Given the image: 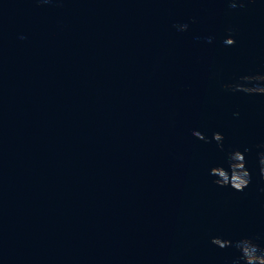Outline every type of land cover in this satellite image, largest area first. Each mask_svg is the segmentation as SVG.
Returning a JSON list of instances; mask_svg holds the SVG:
<instances>
[{"label":"water","instance_id":"1","mask_svg":"<svg viewBox=\"0 0 264 264\" xmlns=\"http://www.w3.org/2000/svg\"><path fill=\"white\" fill-rule=\"evenodd\" d=\"M242 2L0 0V264H232L212 237L264 246V95L224 88L264 74V0ZM233 148L250 150L243 192L209 175Z\"/></svg>","mask_w":264,"mask_h":264},{"label":"clouds","instance_id":"2","mask_svg":"<svg viewBox=\"0 0 264 264\" xmlns=\"http://www.w3.org/2000/svg\"><path fill=\"white\" fill-rule=\"evenodd\" d=\"M48 2V0H44ZM229 6L236 8L237 0H229ZM240 7L244 4L242 0L239 3ZM195 23V20H193ZM188 24L176 25L178 31L184 32L188 30ZM195 39L199 40L200 37ZM214 35H205L203 40L211 44L215 41ZM236 43V38L229 32L224 38L225 46H233ZM204 51L203 48L200 49ZM242 82L225 84L224 88L233 92H243L250 95H264V74L246 75L240 78ZM239 116V112L234 113ZM191 135L201 141L210 142L205 134L197 129L191 130ZM224 134L220 131L212 133L211 141H214L217 146L223 150ZM248 148L240 149L233 148L226 152L227 167L223 164L212 166L209 170V175L213 177V183L218 187H230L231 189L243 192L252 184V172L247 166ZM259 174L264 176V151L258 153ZM264 191V189H262ZM211 243L220 249L233 248L236 255L232 260V264H264V246L258 239L252 236H242L239 239L233 240L223 236H214L211 238Z\"/></svg>","mask_w":264,"mask_h":264}]
</instances>
